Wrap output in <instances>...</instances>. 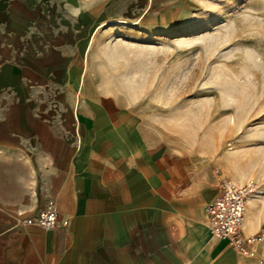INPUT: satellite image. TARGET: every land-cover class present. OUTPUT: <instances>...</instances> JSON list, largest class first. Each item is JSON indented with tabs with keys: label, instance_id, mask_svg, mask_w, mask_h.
<instances>
[{
	"label": "rangeland",
	"instance_id": "obj_1",
	"mask_svg": "<svg viewBox=\"0 0 264 264\" xmlns=\"http://www.w3.org/2000/svg\"><path fill=\"white\" fill-rule=\"evenodd\" d=\"M74 8L64 12L80 18L70 43L78 145L115 147L113 222L137 243L130 262L138 248L144 264H216L192 234L218 178L264 193V0H78ZM252 200L255 258L231 253L264 264V194Z\"/></svg>",
	"mask_w": 264,
	"mask_h": 264
},
{
	"label": "crops",
	"instance_id": "obj_2",
	"mask_svg": "<svg viewBox=\"0 0 264 264\" xmlns=\"http://www.w3.org/2000/svg\"><path fill=\"white\" fill-rule=\"evenodd\" d=\"M74 5L78 0H0V264H133L134 239L124 237L115 209V147L78 145L80 76L70 43H78L80 18L64 12ZM48 201L58 215L51 232L36 222ZM248 217L245 234L254 230ZM202 219L192 235L216 264H243ZM135 252L134 264H144Z\"/></svg>",
	"mask_w": 264,
	"mask_h": 264
},
{
	"label": "built area",
	"instance_id": "obj_3",
	"mask_svg": "<svg viewBox=\"0 0 264 264\" xmlns=\"http://www.w3.org/2000/svg\"><path fill=\"white\" fill-rule=\"evenodd\" d=\"M255 188L252 183L239 185L219 177L215 196L203 211L202 222L210 235L225 241L229 248L244 258L255 256L259 241L256 234H245L243 230L248 200L256 194ZM36 222L46 232L55 229L58 215L53 201H48L39 211Z\"/></svg>",
	"mask_w": 264,
	"mask_h": 264
},
{
	"label": "bare ground",
	"instance_id": "obj_4",
	"mask_svg": "<svg viewBox=\"0 0 264 264\" xmlns=\"http://www.w3.org/2000/svg\"><path fill=\"white\" fill-rule=\"evenodd\" d=\"M256 194H257V193H256ZM262 194H264V193L259 191V192H258V195L254 196V195H255V194H254V195H253L254 197L251 196V197L249 198V200H248V205H247V210H248V206L250 207V210H251L252 207H253V205H254V204H253V203H254V200H252V198L254 199V198H256L257 196H260V195H262ZM250 200H251L252 202L249 203ZM256 201H257V200H256ZM247 210H246V212H247ZM250 210H249V211H250ZM252 210H253V209H252ZM245 215H246V213H245ZM244 218H245V217H244ZM243 224H244V222H243ZM246 224H247V225L249 224L250 227H251V225H252V220H250V217L247 218V220H246Z\"/></svg>",
	"mask_w": 264,
	"mask_h": 264
}]
</instances>
